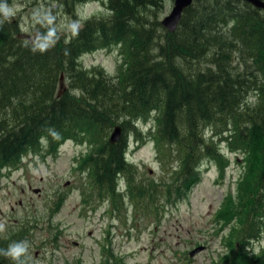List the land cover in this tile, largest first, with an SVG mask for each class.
<instances>
[{
  "label": "trees",
  "instance_id": "16d2710c",
  "mask_svg": "<svg viewBox=\"0 0 264 264\" xmlns=\"http://www.w3.org/2000/svg\"><path fill=\"white\" fill-rule=\"evenodd\" d=\"M56 1L75 15L76 4L85 0ZM164 1L103 0L109 15L84 19L68 40L41 29L54 38L50 45L23 39L19 22L0 10V174L21 165L27 154L56 158L66 140L87 142L77 168L87 176L82 200L88 208L107 200V213L126 220L130 202L157 224L167 203L175 204L200 181L205 158L218 156L223 176L225 157L214 137L226 132L222 139L230 151L242 153L244 169L235 194L228 191L212 215L214 224H230L220 235L226 251L214 264H264V251L252 247L264 228V10L243 0H194L169 31L160 21ZM115 47L122 60L114 75L79 61ZM150 121L146 138L171 175L160 184L138 179L137 165L126 157L129 134L138 147L144 141L137 124ZM117 124L122 135L110 143ZM54 193L51 204L58 206L62 196ZM33 227L26 221L0 239L2 263L30 264L26 254L15 262L4 253L10 245L24 247ZM99 264L124 260L108 250Z\"/></svg>",
  "mask_w": 264,
  "mask_h": 264
},
{
  "label": "rangeland",
  "instance_id": "374dc122",
  "mask_svg": "<svg viewBox=\"0 0 264 264\" xmlns=\"http://www.w3.org/2000/svg\"><path fill=\"white\" fill-rule=\"evenodd\" d=\"M102 1L79 2L75 6V15L66 13L56 0L2 1L0 10L4 16L5 10L14 13L5 17L19 22L23 39L50 45L54 38L43 36L41 29H54L57 35L68 40L82 26L84 19L109 15ZM173 1H164L160 21L169 13ZM121 60L120 50L115 47L83 54L79 61L83 68L100 66L114 75ZM62 87H67L66 82ZM248 100L252 101L254 97ZM137 125L141 134L139 142H144L137 147L134 133L129 134L126 157L137 165L138 179L151 178L156 184L162 179L169 181L171 175L161 166L153 141L146 138L148 128H152L151 121ZM204 133L207 138L212 134L208 128ZM227 135L224 132L220 137ZM222 138L214 137L225 157L221 159L225 164L223 176H219L218 156L215 160L205 158L199 166L200 181L187 196L176 199L173 205L167 203L157 224L153 217L146 218L139 210L135 212L130 202L126 205V220L114 216L115 212L113 217L107 213V200L102 203L95 200L96 208H88L82 200L84 189L85 195L87 193V176L77 168L88 153L87 142L77 144L66 140L58 148L56 158L27 154L22 159V167L14 171L5 168L0 174V239L7 238L10 229L19 232L26 221L33 224L34 236L24 245L30 264H76L79 260L82 264H99L108 250L121 257L124 264L217 263L214 261H220V255L226 251L220 235L228 233L230 224L225 227L214 224L212 215L228 191L235 194L236 179L244 169L242 153L230 151L228 141ZM67 180L70 182L65 186ZM119 185L124 189L122 180ZM55 188L65 194V200L59 211L55 212L53 208L54 213L50 214ZM218 229L223 232L216 235ZM262 231L252 244L256 251H264V228ZM54 234H58L57 245L52 243ZM197 243L205 248L190 258L185 253Z\"/></svg>",
  "mask_w": 264,
  "mask_h": 264
},
{
  "label": "water",
  "instance_id": "95a60500",
  "mask_svg": "<svg viewBox=\"0 0 264 264\" xmlns=\"http://www.w3.org/2000/svg\"><path fill=\"white\" fill-rule=\"evenodd\" d=\"M194 0H174L173 5L167 15L163 17L161 20V24L169 31H174L181 19L182 12L185 8L192 4ZM256 8L264 10V0H243ZM63 79L62 76L60 78ZM62 85V84H61ZM122 128L120 125H115L110 136L109 141L110 143L116 142L121 134ZM203 247H197L190 252V255L193 256L196 252H198ZM0 264H3L0 262Z\"/></svg>",
  "mask_w": 264,
  "mask_h": 264
},
{
  "label": "clouds",
  "instance_id": "9594fccd",
  "mask_svg": "<svg viewBox=\"0 0 264 264\" xmlns=\"http://www.w3.org/2000/svg\"><path fill=\"white\" fill-rule=\"evenodd\" d=\"M14 13H10L8 11L5 10V16H11ZM26 249L22 246L19 245H10L8 248V251L6 253H4L5 257H9L11 258V260L13 261H19L20 258L25 254Z\"/></svg>",
  "mask_w": 264,
  "mask_h": 264
},
{
  "label": "flooded vegetation",
  "instance_id": "af4514ba",
  "mask_svg": "<svg viewBox=\"0 0 264 264\" xmlns=\"http://www.w3.org/2000/svg\"><path fill=\"white\" fill-rule=\"evenodd\" d=\"M57 194H58V192H57ZM4 264V263H3Z\"/></svg>",
  "mask_w": 264,
  "mask_h": 264
},
{
  "label": "bare ground",
  "instance_id": "6f19581e",
  "mask_svg": "<svg viewBox=\"0 0 264 264\" xmlns=\"http://www.w3.org/2000/svg\"><path fill=\"white\" fill-rule=\"evenodd\" d=\"M133 20V19H132Z\"/></svg>",
  "mask_w": 264,
  "mask_h": 264
}]
</instances>
